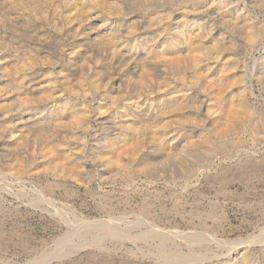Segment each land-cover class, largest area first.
Instances as JSON below:
<instances>
[{
    "label": "bare ground",
    "instance_id": "bare-ground-1",
    "mask_svg": "<svg viewBox=\"0 0 264 264\" xmlns=\"http://www.w3.org/2000/svg\"><path fill=\"white\" fill-rule=\"evenodd\" d=\"M8 1L0 0V9L9 4L2 18L30 31L37 49L58 48L39 61L0 53V143L17 161L27 153L40 161L54 159V168L74 163L97 127L109 134L91 137L99 148L94 155L116 171L169 154L171 139L181 131L175 130L185 125L190 133L183 142L196 141L213 154L233 153L240 145L235 136L245 132L256 144L264 141L257 113L243 99L247 74L244 51L237 48V42L262 48L248 74L264 87V0ZM64 40L67 52L59 46ZM254 87L250 82L253 94ZM44 141L51 144L38 150ZM203 238H190L187 254L167 258L159 252V262L264 264V245L253 247L247 240L224 250L227 256L209 260L206 249L201 252Z\"/></svg>",
    "mask_w": 264,
    "mask_h": 264
},
{
    "label": "rangeland",
    "instance_id": "rangeland-1",
    "mask_svg": "<svg viewBox=\"0 0 264 264\" xmlns=\"http://www.w3.org/2000/svg\"><path fill=\"white\" fill-rule=\"evenodd\" d=\"M6 4L0 9V40H4L0 53L38 61L54 56L57 47L37 49L30 31L1 17ZM243 43L237 42V48L244 51L241 60L247 74L243 99L257 113L264 136V87L249 75L263 51ZM64 45L66 41L59 46L67 52ZM250 82H254V94ZM68 97L74 98L70 93ZM102 129L97 127L86 137L84 153L74 163L59 168H54L55 160L50 157L40 161L27 153L17 161L14 152L0 143V264H131L132 260L161 264L159 252L168 254L167 258L187 254L193 237H204L201 252L206 249L204 255L209 253L207 259L212 261L227 256L229 247L246 240L253 247L264 245V141L256 144L245 132L235 136L240 145L232 155L213 154L196 141L183 142L181 138L190 133L185 125L175 130L181 129L171 139L169 154L141 159L126 172L103 166L95 156L99 148L92 138L109 132ZM207 132L214 140L211 131ZM44 142L38 150L51 144ZM194 248L199 253L201 247ZM254 257L260 260L258 252Z\"/></svg>",
    "mask_w": 264,
    "mask_h": 264
}]
</instances>
